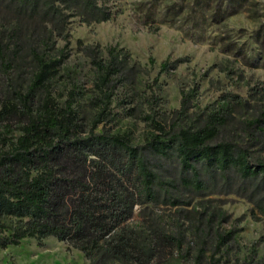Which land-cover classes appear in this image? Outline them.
Returning a JSON list of instances; mask_svg holds the SVG:
<instances>
[{"label":"trees","instance_id":"16d2710c","mask_svg":"<svg viewBox=\"0 0 264 264\" xmlns=\"http://www.w3.org/2000/svg\"><path fill=\"white\" fill-rule=\"evenodd\" d=\"M12 1L21 9L40 12L44 30L41 49L30 48L36 67L26 91H15L17 103L4 104L0 112L3 117L18 111L26 118L20 134L0 149V247L52 236L80 250L88 264H147L164 239L176 244L180 239H162L139 219L137 207L159 200L175 205L179 200L173 192L179 188L207 193L216 181L247 185L256 196L252 216H264V149L256 153L252 145L220 137L239 97L223 95L219 107L199 126L177 121L165 129L155 117L160 97L153 92L127 108L129 114L142 111L144 105L149 111L141 119L154 130L143 143H133L127 133L97 131L111 115L117 89L134 83L136 65L128 63L127 51L117 45L107 46L103 57L97 48L79 41L94 69L88 99L94 114L90 127L82 130L75 88L69 89L64 102L52 91L68 54V24L76 16L85 24L107 21L117 0ZM56 37L64 41L62 47H56ZM7 50L0 41L6 71L11 67ZM184 60H165L160 71ZM192 94L193 90L183 91L178 115H186ZM246 124L254 138L264 136V110ZM165 160L176 162L174 176H165ZM231 236L232 231L218 233L216 248ZM215 262L213 258L210 264Z\"/></svg>","mask_w":264,"mask_h":264},{"label":"rangeland","instance_id":"374dc122","mask_svg":"<svg viewBox=\"0 0 264 264\" xmlns=\"http://www.w3.org/2000/svg\"><path fill=\"white\" fill-rule=\"evenodd\" d=\"M112 9L107 21L85 24L76 16L68 24V54L52 91L64 102L69 89L75 88L82 130L90 127L94 114L88 104L94 69L79 41L97 48L103 57L107 46L117 45L127 51L128 63L136 65L134 83L117 89L111 115L97 131L127 133L133 143H143L154 130L141 119L149 112L147 107L127 112L139 99L143 102L153 92L159 95L155 117L168 129L177 121L181 126L201 125L219 107L221 97L231 93L240 103H232L220 137L252 145L256 153L263 151L264 136L254 138L246 122L264 110V0H117ZM42 30L40 12L0 0V41L7 46L6 61L11 64L6 71L0 61V112L4 104L17 103L15 91H26L36 67L30 48L41 49ZM63 44L56 37V47ZM179 58L185 60L160 71L163 61ZM190 90L193 94L182 117L176 110L183 91ZM40 97L41 92L36 93ZM25 121L18 111L0 117V149L20 134ZM163 164L166 177L176 174L175 161ZM173 195L178 204L159 200L137 207L139 219L162 239L164 235L180 239L179 244L161 241L147 264H210L213 258L215 264H264V216L258 220L252 216L256 196L247 185L216 181L207 193L179 188ZM228 231L231 238L216 248V235ZM0 264H88V259L49 236L0 247Z\"/></svg>","mask_w":264,"mask_h":264}]
</instances>
